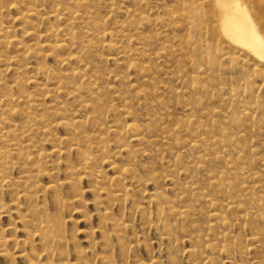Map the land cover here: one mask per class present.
Masks as SVG:
<instances>
[{"label": "rangeland", "instance_id": "rangeland-1", "mask_svg": "<svg viewBox=\"0 0 264 264\" xmlns=\"http://www.w3.org/2000/svg\"><path fill=\"white\" fill-rule=\"evenodd\" d=\"M16 1L20 0H0V12H4L0 13V16L2 15L0 21L4 26H7L8 30L11 29L9 31L11 36H14L19 41V38H22V36L26 39H21L22 45L24 41H28L31 45L36 41V39H34L35 36H30L25 32L28 30L27 27H29V22H34V24L37 25L36 30H33L34 32L37 31L38 28L39 30L40 28L43 29L38 33L36 32L39 35L44 34L50 25L53 27L57 26L55 28H58L59 31L58 36H56L55 39L53 38L54 43V40L61 42L70 36L65 32V28L63 29L64 25V27L68 25V22H65L63 16V19H60L62 21L51 18L50 21L54 19L52 21L53 23H48L46 15H43L42 12L34 17L20 20L18 14L21 16V9L25 11L27 6L25 2L21 0L22 2L17 7L8 8L10 4ZM241 1L251 10L253 7L260 5L262 8L261 11L264 13V0H262V2L261 0H255V2L254 0ZM91 2L92 7L94 3V7L96 8H91L92 12L94 9L91 19L103 24L104 29L106 28L107 31H113L115 33L113 41H115L114 43L116 45V48L111 51L102 47L103 43L109 39L108 37L101 38L105 33L103 29L100 30V32L103 31V33L98 37L89 40L91 42V47L84 52H80L83 59H85L86 62L89 61L88 68L90 69V74L93 72V74L99 75V80L97 79L98 81L96 84L98 89L94 93V100L96 102L92 103L96 112L91 107V104H89L90 106L88 105V107H83L81 104L82 101L89 99L86 91L81 93L80 98L77 99V93H61V95L50 87L49 94L46 93L43 96V98H45L39 110H32L22 103L17 105V108L15 107L18 112L10 119L11 124L22 126L26 123V120H30L29 116L36 117L37 114L42 112L45 114L48 111L47 115L45 114L48 118L47 126L41 124L40 127H38L39 125L35 127L41 128L42 126L48 129L53 135L48 138H52V140L38 139L39 147L37 146V148L41 149L40 147H42V150H46L47 152L53 149H59L61 154L52 155L53 157L51 156L47 161L45 160L47 166L50 164L48 167L52 173H55V176L52 178L47 175L39 177L38 181H36V185H38L39 188L34 197V204L39 208L46 207L49 214L60 217L63 229L62 237H65V241L67 242V245L64 244V246L69 249L70 261L72 263L77 261L79 258L78 251L82 252L84 250L82 252L84 260L88 263L91 262V264H235V262L236 264H241L240 262H242V264H264V243H262L264 242V89L262 88L264 87V58L233 45L229 39H226L224 36H218L215 28L216 21L215 18H213L214 16H212L211 1L209 0H106L107 4H113V9L108 6L106 7L104 3L99 4L98 0H91ZM37 3L40 5L39 9H46L49 11L57 5V0H37ZM139 3L141 5H139ZM118 5L120 8L115 7ZM134 5H136V7H134ZM175 5L177 6L174 7ZM98 6L99 9H97ZM140 6L142 8H139ZM20 7L22 8L20 9ZM59 7H61V5ZM133 7L135 9H133ZM113 10L115 12L118 10V14L115 12L112 14ZM110 14L112 17L109 16ZM40 15L44 17H40ZM138 18L140 20H138ZM141 19H145V21L141 22ZM42 20L45 23H43ZM57 20L59 22H57ZM11 22H13V24ZM22 23H24V25L27 24V26L25 27ZM38 23L40 24L38 25ZM183 23L185 24L182 25ZM8 25L11 28H9ZM151 29H153V31ZM155 29H157V32ZM70 30L71 34H73L72 30H74L75 35L79 33L80 35L78 34V36L82 37L83 31L85 33L88 29L83 26L79 27V25H75L70 27ZM143 33L146 34L144 35ZM145 36L148 38H145ZM172 36L173 38H171ZM126 39L129 40L127 41ZM136 40L138 41L134 42ZM151 40L155 41L152 43ZM28 42H25L23 46H26V44L29 45ZM53 42L52 44H54ZM185 45L187 46L185 47ZM9 46L7 50L10 52L9 54L11 56L17 55L16 53L21 51L18 53L20 55V60L15 61L14 64L16 65L17 63L18 65L24 66L17 72L14 69L18 67V65H13L12 67H14V69L8 71L6 73L7 75H5V81L8 82V87L13 93L17 94L18 91L23 88L14 83L16 79L26 81L25 87L23 88L24 90H28V92L32 91L33 94L40 93L38 87H40V84H43L44 81L42 74H37L38 71H36V69L38 67L47 69L58 68L61 69V73L65 70L64 73L69 71V69L67 70V66L60 67V57L58 55L54 56L49 54L47 51L48 49H45L47 47H43V49L48 53H44V56L41 57L43 60H41V58L39 60V58L29 57L24 47V49L20 50L17 49L18 47L14 44ZM124 46L126 48L128 47V50ZM183 46L187 54H185ZM99 47L102 48V52L98 51L100 50ZM124 48L126 50H124ZM91 49L93 52H91ZM181 49L182 51H180ZM124 52L128 53L129 56ZM60 54L62 56L66 55L65 52H59V55ZM151 54L154 55L152 56ZM174 55L175 57L178 55L176 57L177 59L173 57ZM129 57L131 58L128 60ZM24 58L26 59L24 60ZM94 60L97 61L95 62ZM155 60H157V62ZM43 61L46 63L44 64ZM129 61H131L130 64L127 63ZM139 61L141 62L139 63ZM20 62L21 64H19ZM37 62H39V64ZM86 62H75L70 66L76 67ZM97 62L98 64H96ZM127 64L128 66H126ZM242 66L245 67L243 68ZM219 73L220 75H218ZM34 76L38 77L37 83L33 81ZM29 77L32 78L29 79ZM27 79H29V81H27ZM204 80L207 81L205 82ZM76 82L77 84L79 83L78 81ZM200 83H204V85ZM189 86H192V89ZM213 87L215 90H213ZM45 90L48 91V88ZM69 91H72V89ZM201 91L203 92L201 93ZM53 92H55V94ZM149 93H151V95ZM203 93L204 96L202 95ZM222 93L225 95L221 96ZM134 96L136 98H134ZM97 98L100 103H98ZM220 98H222V101H220ZM230 98L231 101L233 99L231 103L229 102ZM45 107H47V110H45ZM97 107H99V109ZM217 107L218 109L216 110ZM58 108L63 112L65 109H68L69 111L67 110L65 114L70 116L71 113L70 117L67 116L69 119H79L85 125L83 126V124H81V126L76 128L75 132L70 133L65 127L56 122L59 118L57 115ZM62 108L65 109L63 110ZM62 111L60 113H63ZM97 112L100 113V115ZM80 116L81 118H79ZM99 121L101 124L97 123ZM104 122L105 124H103ZM134 122L139 125L140 132L142 133L141 137L144 138L146 145L145 142H138L132 137L131 132L124 138H120L117 134L118 130ZM228 123H230L231 126H229ZM225 124H227V127ZM100 125H102L100 129L103 131L102 133H99L100 130L98 128H100ZM223 128L224 130H222ZM228 128H232L233 130ZM208 131L211 132L209 133ZM206 133H208V135H206ZM230 133L235 134L230 135ZM158 134H163V138L162 135L159 136ZM209 134L211 136L213 135L212 138L214 139H212ZM238 134L240 135L237 136ZM234 135L235 137H233ZM160 137L161 140L163 139L162 141H160ZM122 139L123 141H121ZM200 139H202V146ZM147 141L150 142V144ZM195 141L198 142L195 143ZM23 145H25V143ZM125 145H128V147ZM250 147H252V150ZM37 148L36 150H38ZM34 149L35 148H32L33 151H35ZM129 149L132 153L129 152ZM26 151L27 150L24 149V152ZM119 151H121L122 154L117 156L116 153ZM34 154L30 156L31 160H25V162L28 163H26V168H33L32 164H35V162H32V160L36 158ZM235 155L236 157H234ZM247 156H249V158ZM193 157L196 158L194 159ZM87 158H91L90 168H86L84 165V161ZM8 159L15 161L17 157L14 155L13 157H8ZM253 160L254 162H252ZM22 162H24L23 159ZM112 163L114 164L110 165ZM38 164H40V162H38ZM210 164L212 168L209 167ZM27 165H29V167H27ZM246 165L248 167L250 166L252 169H249ZM226 166L231 167L232 172L239 170L240 167L246 168V170H254V172L260 171L261 176H263L261 179L262 181H260V179H253L245 182L246 184L249 182V184L252 185L250 187L254 188L255 195L250 196L257 199L260 197L258 199V204L261 205L262 208L258 205V212L256 209H251V197L248 195V197H245L243 192L240 191L241 184H239V186L238 183L243 181L241 177H235L233 175L235 177V180L233 179L234 177L231 179L233 184L231 186L228 185V187L225 186L223 191H221L222 188L218 189L209 186V180H211L212 176H220V172L222 173ZM53 167H55V170H53ZM82 167H84V169H81ZM120 168L131 169V173L129 175L127 174L128 178L123 182L115 180V177L119 175L118 170ZM213 168L215 170H213ZM22 174H25L23 169H15L13 171V176L15 177ZM64 181L66 185L59 187L57 192L62 198V203L59 208H55L51 200L55 192L41 191V188L50 185H58ZM189 183L192 184V188L189 187ZM235 183L236 186L234 185ZM109 186L111 187L109 188ZM123 186L126 189L128 197H126L127 194H125L126 196L117 199L114 193ZM13 188L17 192H21L24 189L23 186L19 185ZM108 191L110 192L108 193ZM183 192H187V194ZM200 192L201 194H199ZM155 193L161 194L162 197L160 196L157 199L150 197V195ZM239 195H242V197ZM16 196L17 193L15 194L11 189L5 190L4 205L0 207V211L11 210L3 213L4 215L0 218V226L5 231V239L8 241L6 245L0 244V264H29L30 262H28L26 256L32 258L31 255L35 251L41 256V264H49L48 256L43 252L45 246L38 233H35L34 236L31 237L32 239L28 241L29 231L33 232L34 229L24 227V221H20L18 218L19 214L25 216L31 215L29 209L30 201L27 200L26 197H22L16 204H13L12 198L16 199ZM234 196L247 198L244 200V204L242 203L243 205L237 208L238 211H236L237 209L234 207L226 206L231 200V197ZM211 199L220 205H210L209 201ZM189 200L190 202H188ZM205 202L206 204H204ZM191 205L192 210L184 213V215H176L175 212H171V207H174L176 213H178L181 210L191 209ZM225 206L227 208H225ZM245 210L247 212L248 210H250V212H256L257 215L255 214L253 216L256 217V221L260 218L258 224L262 227L261 229L256 226V222L254 224L251 220L243 222L238 219L240 215L246 212ZM225 211H227V213ZM106 212L108 215H106ZM168 212L172 213V217L170 216L171 213ZM216 212L228 218L230 224L228 228L222 227L221 224L215 220L213 213ZM228 215H230V217L232 216V218ZM30 219L33 220L29 216L27 224L36 223L34 220L32 222ZM261 222H263V224ZM192 225L195 226L193 227ZM226 230L229 231V233ZM219 231L222 232L220 233ZM223 231L226 232L223 233ZM255 233H257V235L259 234L258 236L263 239V241L260 239V243H255L254 245L256 246L249 242L250 237ZM193 239L196 240L194 241ZM25 240L28 242L23 244ZM15 241L17 243H15ZM195 242L199 243L196 244ZM240 245H247L250 251L243 255L240 250ZM220 246H223V248ZM126 253L128 255H126ZM245 259L248 263H246ZM92 261H94V263ZM52 262L54 264H61L63 260L58 257L53 258Z\"/></svg>", "mask_w": 264, "mask_h": 264}, {"label": "bare ground", "instance_id": "bare-ground-1", "mask_svg": "<svg viewBox=\"0 0 264 264\" xmlns=\"http://www.w3.org/2000/svg\"><path fill=\"white\" fill-rule=\"evenodd\" d=\"M10 1V0H9ZM14 1V0H13ZM27 6V8L25 9V11L23 9H21L22 7H20V9L24 12H20L21 13V16L18 14V16L20 17V20H23V19H26L28 17H34L35 15H39L41 12L43 13V15H46V19H47V22L50 23L52 22L54 19H61L62 16L64 17L65 19V22H68V25L67 27H64L63 26V29L65 28V32H67L68 35H70L68 38H66L65 40H62L61 42L60 41H57V40H54L55 43L53 42V38L55 39L56 36H58V31L59 29L58 28H55L53 26H49L46 31L44 32V34L42 35H39L37 34L40 30H43L40 28H38L37 31H33V30H36L37 28V25L34 24V22H29V27L28 30H26L25 32L28 33V35H33L35 36L34 39H36V41H34V43L31 45L28 41H24L22 42L23 45L25 42H28L29 45L26 44V46H23L21 44V39L23 38H19V40H17L14 36H11L9 33V31L11 30H8L7 26H4L3 23L0 21V207H2L4 204V191L7 190V189H11V191H14L15 194L17 193V196H16V199H13L12 198V201L14 202L13 204H16L17 201L20 200V198L22 197H26L27 200L30 201V213L31 215H20L18 216V218L20 219V221H24V227L28 228V229H34L33 232L29 231L28 235H29V240L30 241L34 236L35 233H38V235L40 236V239L43 241V244L45 246V248L43 249V252L44 254H46L48 256V260H49V264H54L52 262V259L53 258H61L63 260V262L61 264H91L88 263L87 261L84 260V257H83V254L81 251H78V256L79 258L77 259V261L75 262H71L70 261V258H69V249L67 247L64 246V244L67 245V242L65 241V237H62L63 236V229H62V222H61V219L59 216L57 215H51L47 212V208L46 207H42V208H39L36 204H34L35 202V199L34 197L36 196L37 192H38V188L39 186L36 185V181H38L39 177L43 176V175H47L49 176L50 178L54 177L55 176V173H52L49 169V165L48 166L46 165L47 162H45V160L47 161V159L49 157H51L52 155H60L61 154V151L59 149H53L52 151L50 152H47L46 150H42V147H40L41 149H38L37 146H38V142L39 140L38 139H45V140H52V138H48V137H52V133L48 130V129H45V127H42L41 128H38L40 127L41 124L43 125H46L48 124V118H47V113L48 111L43 114L40 113V114H37L36 117H33V116H29V119L30 120H26V123L22 126H18L16 124H11L10 123V119L11 117L14 115V114H17V105L19 104H22L24 103L25 105L24 106H28L30 109L32 110H39L40 106H42L43 104V96L47 93L49 94V88L52 87L55 91H57L59 94L61 93H64V94H70L73 93H77L76 96H77V99L80 98V95L81 93L85 92L88 94V98L87 100H84L81 102L82 106L83 107H88L89 104H91V107L94 109V106L92 105V103L96 102L94 100V93L97 91V87H96V84H97V81L99 80L97 74H93V70L91 71L92 74H90V69L88 68V64H89V61L86 62L85 59H83V57L80 55L81 51L84 52L85 50H88L90 47H91V42L89 40H92L93 38L95 39V37H98L101 33H103V31L105 32L103 34V37L101 38H105V37H108L109 39H107L108 41H105L102 45V47L106 50H114L116 48V45H115V41H113V38L115 36V33L113 31H107V29L103 27V24L95 21V20H92L91 19V15L93 14L94 12V9H93V12L91 10V8H95L94 7V3H93V7H92V2L91 0H57V5L55 7H53L51 10L47 11L46 9H39V4L37 3V0H23ZM96 1V0H95ZM113 1V0H111ZM154 1V0H153ZM188 1V0H187ZM208 1V0H207ZM211 1V8H212V16H214L213 18H215V21H216V32L218 34V36H224L226 37V39H229V41L237 46V47H240L242 48L243 50L245 51H248L256 56H260V57H263L264 58V13L261 11V6L260 5H257L256 7H253V9L251 10L246 4H244L241 0H209ZM244 1V0H243ZM257 1V0H256ZM22 1H16L15 3H12L10 4V6L8 8H15L17 7ZM94 2V1H93ZM110 2V1H109ZM140 2V1H139ZM255 2V0H254ZM262 2V0H261ZM98 3L101 4V3H104L106 4V7L108 6L109 8L111 7V9H113V4L110 5L106 3V0H98ZM116 3V2H115ZM197 4H199L198 2H196ZM206 3V2H205ZM210 3V2H209ZM246 3V1H245ZM252 3V2H251ZM46 4V3H45ZM98 4V5H99ZM180 4V3H179ZM248 4V3H247ZM257 4V3H256ZM23 6V4H21ZM61 5V7H59ZM115 5V4H114ZM133 5V4H132ZM139 5H141L139 3ZM183 5V4H182ZM200 5V4H199ZM42 6V5H41ZM177 5H175L174 7H176ZM180 6V5H178ZM3 7V6H2ZM25 7V6H23ZM115 7H119L118 6H115ZM134 7H136V5H134ZM133 7V9H135ZM144 7V6H143ZM200 7V6H199ZM7 8V9H8ZM43 8V7H42ZM47 8V7H46ZM120 8V7H119ZM127 8V6H126ZM138 8V6H137ZM139 8H142L141 6ZM1 9V8H0ZM19 9V8H18ZM19 9V10H20ZM96 9V8H95ZM97 9H99V6L97 7ZM129 9V8H128ZM178 9V8H177ZM176 9V10H177ZM10 10V9H9ZM18 10V11H19ZM127 10V9H126ZM171 10V9H170ZM175 10V9H174ZM2 11V10H1ZM15 11V10H14ZM118 11V10H117ZM117 11L115 12L113 10V13H117ZM6 12V11H5ZM128 12V11H127ZM134 12V11H133ZM178 12V11H176ZM0 13H4V12H0ZM97 13V12H96ZM135 13V12H134ZM118 14V13H117ZM121 14V13H120ZM180 14V13H179ZM182 14V13H181ZM4 15V14H3ZM43 15H40L43 16ZM103 15V14H102ZM173 15V14H172ZM2 16V15H1ZM0 16V17H1ZM11 16V15H10ZM101 16V15H100ZM106 16V15H105ZM109 16L112 17V15L110 14ZM118 16V15H117ZM17 17V18H19ZM44 17V16H43ZM94 17V16H92ZM138 17V16H136ZM197 17V16H196ZM5 18V17H4ZM14 18V17H13ZM16 18V19H17ZM39 18V17H38ZM51 18H54L52 21ZM100 18V17H99ZM140 18V16H139ZM138 18V20H140ZM211 18V17H210ZM2 19V18H1ZM6 19V18H5ZM63 19V18H62ZM94 19V18H93ZM166 19V18H165ZM40 20V19H39ZM100 20V19H99ZM98 20V21H99ZM110 20V19H109ZM152 20V19H151ZM155 20V19H154ZM184 20V19H183ZM33 21V20H32ZM43 21V20H42ZM42 21H41V24H42ZM62 21V20H60ZM79 21V22H77ZM112 21V20H111ZM118 21V20H117ZM122 21V20H121ZM136 21V19H135ZM144 22V20L141 19V22ZM181 21V20H180ZM17 22V21H16ZM57 22H59L57 20ZM103 22V21H101ZM171 22V21H170ZM13 24V22H11ZM43 23H45L43 21ZM53 23V22H52ZM40 23H38L39 25ZM111 24V23H110ZM119 24V23H118ZM122 24V23H120ZM127 24V23H126ZM169 24V23H168ZM176 24V23H175ZM185 23H183L182 25H184ZM16 25V23H15ZM22 25H24V23H22ZM59 25V24H57ZM75 25H79L80 26H83L84 28H87L88 30L83 31V36L80 37L77 35L74 34V30H72V33H70V27L72 26H75ZM147 25V24H146ZM154 25V24H153ZM11 26V25H10ZM25 27L27 26L24 25ZM23 26V27H24ZM139 26V25H137ZM155 26V25H154ZM180 26V25H179ZM9 27V25H8ZM39 27V26H38ZM59 27V26H58ZM152 27V26H151ZM157 27V26H155ZM166 27V26H165ZM182 27V26H181ZM11 28V27H9ZM43 28V27H42ZM75 28V27H74ZM158 28V27H157ZM189 28V27H188ZM20 29V28H19ZM104 29V30H103ZM127 29V28H126ZM137 29V28H136ZM139 29V27H138ZM149 29V28H148ZM154 29V28H153ZM153 29H151L153 31ZM24 30V29H23ZM81 30V28H80ZM100 30H103L102 32H100ZM143 30V29H142ZM157 29H155L156 31ZM163 30V28H162ZM190 30V28H189ZM79 31V30H78ZM14 32V31H13ZM21 32V31H20ZM37 32V33H36ZM80 32V31H79ZM157 32V31H156ZM24 33V32H23ZM22 33V35H23ZM42 33V32H41ZM127 33V32H126ZM159 33V32H158ZM201 33V32H200ZM82 34V33H81ZM124 34V33H123ZM144 35L146 33H143ZM155 34V33H153ZM206 34V33H205ZM15 35V34H14ZM26 35V34H25ZM80 35V34H79ZM130 35V33H129ZM132 35V34H131ZM134 35V33H133ZM137 35V34H136ZM170 35V34H169ZM216 35V34H215ZM16 36V35H15ZM139 36V35H138ZM157 36V35H155ZM171 36V35H170ZM174 36V35H173ZM173 36L171 38H173ZM26 37V36H25ZM66 37V36H65ZM64 37V38H65ZM131 37V36H130ZM137 37V36H136ZM140 37V36H139ZM147 36H145L146 38ZM164 37V36H163ZM162 37V38H163ZM118 38V37H117ZM148 38V37H147ZM175 38V36H174ZM25 39V38H23ZM155 39V37H154ZM26 40V39H25ZM102 40V39H101ZM118 40V39H117ZM127 40V39H126ZM129 40V39H128ZM127 40V41H128ZM159 40V39H158ZM172 40V39H171ZM220 40V39H218ZM30 41V40H29ZM33 41V40H31ZM99 41V40H98ZM138 40L134 41V42H137ZM152 41V40H151ZM155 40L152 41V43L154 42ZM52 42L54 44H52ZM118 42V41H117ZM125 42V41H123ZM189 42V41H188ZM94 43V42H92ZM121 43V42H120ZM119 43V45H120ZM168 43V41H167ZM16 45L18 48L17 49H24L25 48V51H27L28 53V56L29 57H32V58H40L42 56H44V53H46L47 51L49 52V54H52V55H58L60 57L59 59V65L60 67L62 66H67V70L69 69L68 72L66 73H61V69H47V68H44V67H36V71H38L37 74H42L43 76V81L44 83L43 84H40V87H38V90L40 91V93H37V94H33L32 91L31 92H28V90H24L23 88L25 87V80H22V79H16L14 81L15 84H17L18 86L20 87H23L21 88L18 93H13L11 92L10 88L8 87V82L5 81V75H7L6 73L8 71H11L14 69V67H12L13 65H15V61H19L20 60V55L18 54L19 52L21 51H18V53H16L17 55H14V56H11L7 50L8 46L9 45ZM98 44V43H97ZM102 44V42H101ZM100 44V45H101ZM183 44H187V43H183ZM155 45H158V44H155ZM167 45V44H166ZM191 45V44H190ZM14 46V47H16ZM94 46V45H93ZM118 46V45H117ZM126 46V45H125ZM124 46V47H125ZM159 46V45H158ZM157 46V47H158ZM164 46V45H163ZM187 45H185L186 47ZM189 46V45H188ZM10 47V46H9ZM24 47V48H23ZM43 47H47L45 49H48L47 51H44L45 49H43ZM185 47L183 46V50L185 51V54L186 53V50H185ZM202 47V46H201ZM119 48V47H117ZM126 48V47H125ZM124 50H128V47ZM130 48V47H129ZM167 48V47H165ZM164 48V50H165ZM188 48V47H187ZM199 48V47H198ZM13 49V48H12ZM100 50L98 51H101L102 48L99 47ZM121 49V48H120ZM147 49V48H146ZM16 50V49H15ZM94 50V48H93ZM130 50V49H129ZM192 50V49H191ZM201 50V49H199ZM90 51V50H89ZM88 51V52H89ZM103 51V50H102ZM101 51V52H102ZM118 51V49H117ZM182 51V49L180 50ZM183 51V53H184ZM195 51V50H194ZM16 52V51H15ZM23 52V51H22ZM47 52V53H48ZM59 52H65L66 55L61 56L59 55ZM91 52L92 49H91ZM115 52V51H114ZM131 52V51H130ZM129 52V53H130ZM153 52V50H152ZM169 52V51H168ZM12 53V52H11ZM26 53V54H27ZM125 54H128L126 52H124ZM123 53V54H124ZM147 53V52H146ZM155 54V52H153ZM182 53V52H181ZM15 54V53H14ZM117 54V52H116ZM143 54V53H142ZM153 54V55H154ZM170 54V52H169ZM231 54V53H230ZM48 55V54H47ZM84 55V54H83ZM150 55V54H149ZM152 55V54H151ZM152 55V56H153ZM163 55V54H162ZM26 56V55H25ZM91 56V55H89ZM126 56V55H124ZM129 56V54H128ZM134 56V55H133ZM131 56V57H133ZM142 56V55H141ZM140 56V57H141ZM164 56V55H163ZM178 55H176L177 57ZM185 56V55H184ZM201 56V55H200ZM57 57V58H59ZM88 57V56H87ZM93 57V55H92ZM91 57V59H92ZM100 57V56H99ZM98 57V58H99ZM112 57V56H111ZM120 57V56H119ZM123 57V56H121ZM127 57V56H126ZM129 57L128 60L131 58ZM167 57V56H166ZM165 57V58H166ZM169 57V55H168ZM175 57V55L173 56ZM175 57V58H176ZM23 58V57H21ZM134 58V57H133ZM144 58V57H143ZM150 58V56H149ZM155 58V57H154ZM186 58V57H185ZM190 58V57H189ZM256 58V57H255ZM26 58H24L25 60ZM105 59V58H104ZM115 59V58H114ZM124 59V58H122ZM120 59V60H122ZM158 59V58H157ZM177 59V58H176ZM22 60V59H21ZM33 60V59H32ZM41 60H43L41 58ZM45 60V58H44ZM93 60V59H92ZM116 60V59H115ZM136 60V59H135ZM140 60V58H139ZM144 60V59H143ZM147 60V59H146ZM154 60V59H152ZM180 60V59H179ZM178 60V61H179ZM183 60V58H182ZM188 60V59H186ZM209 60V59H207ZM46 61V60H45ZM82 61H85L86 63L85 64H80V65H77L76 67H72L70 66L72 63H80ZM95 62L97 60H94ZM102 61V60H100ZM157 62V60H155ZM177 61V62H178ZM191 61V59H190ZM24 62V61H23ZM42 62V61H40ZM44 62V61H43ZM131 61L127 62L130 64ZM141 61H139L140 63ZM146 62V61H145ZM181 62V61H180ZM39 64V62H37ZM46 62H44L45 64ZM92 63V62H91ZM182 63V62H181ZM207 63V62H206ZM209 63V62H208ZM21 64V62L19 63ZM25 64V63H24ZM27 64V63H26ZM35 64V63H34ZM95 64V63H94ZM98 64V62L96 63ZM95 64V65H96ZM102 64V63H101ZM189 64V63H188ZM187 64V65H188ZM18 64L16 63L15 66H17ZM37 65V64H36ZM132 65V64H131ZM152 65H153V62H152ZM216 65V63H215ZM251 65V64H250ZM27 66V65H26ZM42 66H43V63H42ZM46 66V65H45ZM70 66V67H69ZM75 66V64H74ZM92 66V65H91ZM128 66V64L126 65ZM134 66V65H133ZM203 66H206V65H203ZM212 66V65H211ZM24 66H21V65H18V67H16L14 70H16L18 72V70L20 68H22ZM142 67V66H141ZM207 67V66H206ZM243 68L245 66H242ZM26 68V67H25ZM31 68V67H30ZM49 68V67H48ZM149 69V68H147ZM155 69V68H154ZM209 69V68H208ZM141 70V69H140ZM207 70V69H206ZM24 71V69H23ZM31 71V70H30ZM28 72V71H27ZM12 73V72H11ZM16 73V72H15ZM21 73V71H20ZM134 73V72H133ZM192 73V72H191ZM190 73V74H191ZM10 74V72H9ZM18 74V73H17ZM27 74V73H25ZM198 74V73H197ZM15 75V74H14ZM19 75V74H18ZM17 75V76H18ZM28 75V74H27ZM188 75V74H186ZM192 75V74H191ZM210 75V74H209ZM220 75V73L218 74ZM226 75V74H225ZM229 75V74H228ZM16 76V75H15ZM39 76V75H38ZM136 76V75H135ZM141 76V75H140ZM239 76V75H238ZM209 77V76H208ZM25 78V76H24ZM32 78V77H29V79ZM207 78V77H206ZM219 78V77H218ZM228 78V77H227ZM29 79H27V81H29ZM38 79L37 76H34L33 77V81L36 82ZM41 79V78H40ZM98 79V80H97ZM192 79V78H191ZM238 79V78H237ZM264 79V78H263ZM219 80V79H218ZM78 81L79 83L77 84ZM103 81V80H102ZM143 81V80H142ZM145 81V79H144ZM192 81V80H191ZM190 81V82H191ZM205 81V80H204ZM207 81V80H206ZM205 81V82H206ZM220 81V80H219ZM28 83V82H27ZM37 83V82H36ZM144 83V82H143ZM192 83V82H191ZM231 83V81H230ZM246 83V82H245ZM146 84V83H144ZM193 84V83H192ZM202 84V83H200ZM199 84V85H200ZM209 84V82H208ZM232 84V83H231ZM11 85V84H10ZM135 85V84H134ZM204 85V83L202 84ZM12 86V85H11ZM28 86V85H27ZM193 86V85H192ZM192 86H189L191 87L192 89ZM263 86V85H262ZM14 87V85H13ZM100 87V86H99ZM17 88V87H16ZM48 88V91H46L45 89ZM131 88V87H130ZM214 88V87H213ZM212 88V89H213ZM264 89V87H262ZM33 89V88H31ZM51 89V88H50ZM70 89H72V91H69ZM133 89V88H132ZM165 89V87H164ZM260 89V88H259ZM102 90V89H101ZM101 90H98V91H101ZM202 90V89H201ZM215 90V88L213 89ZM37 91V90H36ZM53 91V90H51ZM209 91V90H208ZM242 91V90H241ZM203 91H201L202 93ZM215 92V91H214ZM55 94V92H53ZM196 93V92H195ZM205 93V92H204ZM204 93L202 94L204 96ZM212 93V92H211ZM52 94V93H51ZM151 95V93H149ZM62 95V94H61ZM225 94L222 93L221 96H224ZM231 95V94H229ZM97 96V95H96ZM144 96V95H143ZM248 96V95H247ZM60 97V96H59ZM63 97V96H62ZM99 97V96H98ZM230 97V96H228ZM64 98V97H63ZM134 98H136L134 96ZM210 98V97H208ZM212 98V97H211ZM223 98V97H222ZM220 98V101H222ZM232 98V96H231ZM231 98H230V103L233 101H231ZM54 99V98H53ZM122 99V98H120ZM127 99V98H126ZM203 99V98H202ZM81 100V99H80ZM79 100V101H80ZM94 100V101H93ZM98 100V103H100L99 99L97 98ZM204 100V99H203ZM213 100V99H211ZM224 100V99H223ZM61 101V100H60ZM160 102V101H159ZM212 102V101H211ZM55 103V102H54ZM106 103V102H105ZM56 104V103H55ZM59 104V103H57ZM189 104V103H188ZM196 104V103H195ZM48 105V104H47ZM61 105V104H60ZM104 105V104H103ZM192 105V104H191ZM212 105V104H211ZM232 105V104H231ZM246 105V104H245ZM249 105V104H248ZM59 106V105H58ZM57 106V107H58ZM63 106V105H62ZM90 106V105H89ZM160 106V105H159ZM218 106V105H217ZM238 106V104H237ZM16 107V108H15ZM55 107V106H54ZM53 107V108H54ZM61 107V106H60ZM101 107V106H100ZM214 107V106H213ZM212 107V108H213ZM242 107V106H241ZM47 110V107H45ZM66 108V107H65ZM64 108V109H65ZM99 109V107H97ZM96 108V109H97ZM102 108V107H101ZM240 108V106H239ZM42 109V108H41ZM63 109V108H62ZM63 109V110H64ZM89 109V108H88ZM218 109V107L216 108V110ZM247 109V108H246ZM257 109V108H256ZM52 110V109H51ZM49 110V111H51ZM67 110L68 109H65L63 113H60V108H58V112H57V115L59 116V118L56 120L57 124L65 127L70 133L72 132H75L76 128L78 126H81V124H83L81 122V120L79 119H76V120H73V119H69L68 117L71 116V113H70V116L68 114H65L67 113ZM95 110V109H94ZM101 110V109H100ZM127 110V109H126ZM129 110V109H128ZM192 110V109H191ZM195 110V108H194ZM214 110V109H213ZM214 110V111H216ZM243 110V109H242ZM42 111V110H40ZM69 111V110H68ZM103 111V110H101ZM109 111V110H108ZM185 111V110H184ZM193 111V110H192ZM210 111V110H209ZM213 111V112H214ZM96 112V110H95ZM100 112V111H99ZM104 112V111H103ZM168 112V111H167ZM188 112V111H187ZM98 113V112H97ZM101 113V112H100ZM100 113H98L100 115ZM255 113V112H254ZM19 114V113H18ZM105 114V113H104ZM125 114V112H124ZM168 114V113H167ZM215 114V113H214ZM240 114V113H239ZM252 114V113H251ZM20 115V114H19ZM52 115V114H51ZM66 115V116H65ZM126 115V114H125ZM68 116V117H67ZM111 116V115H110ZM18 117V116H17ZM50 117V116H49ZM96 117V116H95ZM100 117V116H98ZM81 118V116L79 117ZM207 118V117H206ZM224 118V117H223ZM253 118V116H252ZM88 119V118H87ZM96 119V118H95ZM96 120H99V119H96ZM104 120V119H102ZM101 120V121H102ZM52 121V120H51ZM91 121V119H90ZM120 121V120H119ZM129 121V120H128ZM127 121V122H128ZM190 121V120H189ZM253 121V120H252ZM118 122V120H117ZM126 122V123H127ZM50 123V122H49ZM86 123V122H85ZM97 123H100L101 122H97ZM186 123V122H185ZM105 124V122L103 123ZM116 124V123H114ZM188 124V122H187ZM36 125H39L38 127H35ZM85 124H83L84 126ZM108 125V124H107ZM185 125V124H184ZM226 127H227V124H225ZM229 126L230 123H228ZM47 126V125H46ZM55 126V125H54ZM101 126L100 125V128H98L99 130L101 129ZM224 126V124H223ZM262 126V125H261ZM160 127V126H159ZM162 127V126H161ZM170 127V126H169ZM207 127V126H206ZM224 127V128H226ZM157 128V126H156ZM184 128V127H183ZM212 128V127H210ZM224 128L222 130H224ZM96 129V130H98ZM162 129V128H161ZM160 129V130H161ZM207 129V128H206ZM228 129H232V128H228ZM248 129V128H247ZM98 130V131H99ZM107 130V129H106ZM118 130V129H117ZM174 130V129H173ZM211 130V129H210ZM233 130V129H232ZM236 130V129H235ZM253 130V129H252ZM251 130V131H252ZM115 131V130H114ZM170 131V130H169ZM211 131H214V130H211ZM210 131V132H211ZM221 131V130H220ZM103 131H99V133H102ZM132 133V137H134L138 142H145L144 138L141 137V132H140V127L137 123H131V124H128L127 126H125V128H122L120 130L117 131V134L119 135L120 138H124V137H127V135H129V133ZM193 132V131H192ZM209 132V131H208ZM209 132V133H210ZM231 132V131H230ZM236 132V131H235ZM108 133V132H107ZM114 133V132H113ZM164 133V132H163ZM173 133V132H172ZM171 133V134H172ZM238 133V132H236ZM247 133V132H246ZM89 134V133H88ZM104 134V133H103ZM168 134V133H167ZM216 134V133H215ZM232 134H235V133H230V135ZM85 135V134H84ZM111 135H115V134H111ZM148 135V134H147ZM159 135V134H158ZM162 135V138H163V134ZM159 135V136H161ZM204 135V134H203ZM206 135H208V133H206ZM210 135V134H209ZM229 135V134H228ZM240 134H238L237 136H239ZM213 136V135H212ZM212 136L210 135V137L212 138ZM148 137V136H147ZM158 137V136H156ZM215 137V136H214ZM217 137V136H216ZM235 137V135L233 136ZM231 137V138H233ZM64 138V137H63ZM154 138V137H152ZM195 138V137H194ZM201 138V137H200ZM210 138V139H211ZM239 138V137H238ZM237 138V139H238ZM264 138V137H263ZM56 139V138H55ZM132 139V138H131ZM158 139V138H157ZM170 139V137H169ZM214 139V138H212ZM73 140V139H72ZM71 140V141H72ZM135 140V141H136ZM152 140V139H151ZM163 140V139H162ZM161 140V137H160V141ZM201 140L200 139V143H201ZM231 140V139H230ZM64 141V140H63ZM123 141V139L121 140ZM131 141V140H130ZM148 142V141H147ZM198 142V141H195V143ZM226 142V141H225ZM250 142V141H249ZM25 143V145H23ZM90 143V142H89ZM130 143V142H129ZM150 144V142H148ZM148 143H147V147H148ZM154 143V142H152ZM191 143V142H190ZM236 143H239V142H236ZM37 144V145H36ZM127 144V143H126ZM215 144V143H213ZM245 144V143H244ZM243 144V145H244ZM253 144V143H252ZM109 145V143H108ZM135 145V144H134ZM145 145H146V142H145ZM152 145V144H151ZM189 145V144H188ZM191 145V144H190ZM198 145V144H197ZM200 145V144H199ZM217 145V144H216ZM247 145V144H245ZM257 145V144H256ZM128 147V145H125ZM201 146H202V143H201ZM253 146V145H252ZM39 147V146H38ZM135 147V146H134ZM145 147V146H144ZM208 147V146H207ZM223 147V146H221ZM32 148H35L33 151ZM36 148L38 150H36ZM124 148V147H123ZM251 150H252V147H250ZM24 149L27 150L26 152H24ZM76 149V148H75ZM135 149V148H134ZM137 149V148H136ZM188 149V148H187ZM214 149V148H213ZM205 150V148H204ZM203 150V152H204ZM209 150V148H208ZM211 150V149H210ZM63 151V150H62ZM122 151V150H121ZM119 151L118 153H116L117 156L121 155L122 152ZM144 151V150H143ZM191 151V150H189ZM193 151V150H192ZM202 151V150H201ZM231 151V150H230ZM233 151V150H232ZM239 151V150H238ZM246 151V150H245ZM250 151V150H249ZM129 152H131V150L129 149ZM208 152V151H207ZM36 153V154H34ZM132 153V152H131ZM201 153V152H200ZM222 153V152H221ZM240 153V152H239ZM238 153V154H239ZM249 153V152H248ZM36 155V158L32 160V162H35V165L34 163L32 164V167L33 168H30L29 165H27V167L29 168H26V163L25 160H29L30 159V156L31 155ZM135 154V153H134ZM229 154V153H228ZM232 154V153H231ZM235 154V152H234ZM15 155V157H17V160H10L8 159V157H13ZM125 155V154H124ZM192 155V154H191ZM196 155V154H195ZM212 155V154H211ZM248 155V154H247ZM52 156V157H53ZM250 156V155H249ZM249 156H247L249 158ZM253 156V155H252ZM88 157V156H87ZM95 157V156H94ZM197 157V156H196ZM195 157V158H196ZM200 157V156H199ZM236 157V155L234 156ZM194 158V157H193ZM194 158V159H195ZM15 159V158H14ZM22 159L24 160V162H22ZM206 159V158H205ZM216 159V158H215ZM224 159V158H222ZM254 159V157H253ZM31 160V159H30ZM50 160V159H49ZM37 161V163H36ZM51 161V160H50ZM55 161V160H54ZM53 161V162H54ZM133 161V160H132ZM29 162V161H28ZM38 162H40V164H38ZM134 162V161H133ZM198 162V161H197ZM201 162V161H199ZM205 162V161H204ZM222 162V161H221ZM254 162V160L252 161ZM90 163H91V158H87L85 161H84V165L86 168H90ZM207 163V162H206ZM226 163V162H224ZM243 163V162H242ZM256 163V162H255ZM28 164V163H27ZM83 164V163H82ZM114 163L110 164V165H113ZM241 164V163H240ZM239 164V165H240ZM248 164V162H247ZM55 165V164H54ZM58 165V164H57ZM228 165V164H227ZM238 165V164H237ZM109 166V165H108ZM247 166V165H246ZM118 167V166H117ZM204 167V166H203ZM211 164H210V166ZM240 167V166H239ZM248 167V166H247ZM208 168V167H207ZM221 168V167H220ZM249 169L251 168L250 166L248 167ZM260 168V167H259ZM15 169H23V172L25 173L24 175H20V176H13V171ZM25 169V170H24ZM81 169H84V167H82ZM93 169V168H92ZM205 169V168H204ZM210 169V168H209ZM208 169V170H209ZM219 169V168H218ZM222 169V168H221ZM231 167L229 166H226L225 169L222 171V173L220 172V176H212L211 180H209V186L210 187H216L218 189L222 188L221 191L224 190L225 186L228 187L231 186L233 184V181L231 180L234 176L235 177H241V179H243V181L239 182V184H241V190L243 192V195L245 197H248L250 195H255V191H254V188L253 187H250L252 185L249 184V182L246 184L245 182L247 180H253V179H260V181H262V177L261 176V173L260 171H256L254 172L247 169L246 168H239V170L237 171H234L232 172L231 171ZM252 169V168H251ZM53 170H55V167H53ZM89 170V169H88ZM94 170V169H93ZM213 170H215L213 168ZM263 170V169H262ZM201 171V169H200ZM218 171V170H217ZM221 171V170H220ZM34 172V173H33ZM33 173V174H32ZM96 173V172H95ZM131 173V169L130 168H120L118 170V176L115 177V180L118 181V182H123L125 179H127V174L129 175ZM89 174V172H88ZM213 174V172H212ZM83 175V174H82ZM134 175V174H133ZM180 175V174H179ZM189 175V174H188ZM234 175V176H233ZM209 177V176H208ZM235 177L233 178L235 180ZM173 178V176H172ZM101 179V178H99ZM98 179V180H99ZM107 179V178H105ZM175 179V177H174ZM191 179V178H190ZM103 180V179H102ZM136 180V179H135ZM170 180V179H169ZM97 181V179H96ZM255 181V180H254ZM55 182V181H54ZM102 182V181H101ZM171 182V181H170ZM244 182V183H243ZM38 183V182H37ZM58 183V182H57ZM76 183V182H75ZM97 183V182H96ZM101 184V183H100ZM120 184V183H119ZM123 184V183H122ZM207 184V183H206ZM252 184V183H251ZM23 186L24 189L21 191V192H17L13 187L15 186ZM59 185V186H58ZM58 185H50V186H45L43 188H41V191H54L55 193L53 194V196L51 197V200H52V204L55 208H59L61 203H62V198L60 197V195L57 194L58 192V188L59 187H63L66 185V182H61L60 184ZM77 185V184H76ZM236 186V183L234 184ZM260 185V184H259ZM101 186V185H100ZM112 186V185H111ZM109 186V188L111 187ZM184 186V185H183ZM187 186V185H186ZM208 186V187H209ZM240 186V185H239ZM189 187L192 188V184L189 183ZM188 187V188H189ZM238 187V186H237ZM72 188V187H71ZM130 188V187H129ZM172 188V187H171ZM189 188V189H190ZM235 188V187H234ZM73 189V188H72ZM76 189V188H75ZM74 189V190H75ZM104 189V188H103ZM159 189V188H158ZM180 189V188H179ZM200 189V188H199ZM77 190V189H76ZM114 190V189H113ZM186 190V189H185ZM193 190V189H192ZM213 190V189H212ZM217 190V189H216ZM160 191V190H159ZM184 191V190H183ZM188 191V190H186ZM226 191V190H225ZM76 192V191H75ZM110 191H108L109 193ZM179 192V191H178ZM114 193V192H113ZM112 193V195H113ZM184 194H187V192H183ZM212 193V192H211ZM225 193V192H224ZM223 193V194H224ZM239 193V192H238ZM258 193V192H257ZM125 194H127L126 192V189L125 187L123 186L122 188L118 189L115 191L114 193V196H116L117 199H121L122 197L126 196ZM166 194V192H165ZM181 194V193H180ZM201 194V192L199 193ZM207 194V193H206ZM213 194V193H212ZM190 195V194H189ZM220 195V194H219ZM248 195V196H247ZM264 195V194H263ZM78 196V195H77ZM161 196V194H158V193H155V194H152L150 195V197H153L154 199H157ZM209 196V195H208ZM212 196V195H211ZM240 196V195H239ZM239 196H234V197H231V200L226 204L227 207H234V208H238L240 205H243L244 203V200L247 199V198H240L242 197V195L239 197ZM14 197V196H13ZM128 197V194L127 196ZM162 197V196H161ZM200 197V196H199ZM197 197V198H199ZM216 197V196H215ZM228 197V196H227ZM251 197V196H250ZM109 198V197H108ZM113 198V196H112ZM207 198V197H206ZM214 198V197H213ZM260 198V197H259ZM258 198V199H259ZM111 199V198H110ZM115 199V198H114ZM125 199V198H124ZM152 199V198H151ZM153 199V200H154ZM190 199V198H189ZM215 199V198H214ZM230 199V197H229ZM228 199V200H229ZM249 199V198H248ZM258 199L255 198V197H251V202H252V207L251 209H256L257 212L259 210V207H258ZM113 200V199H112ZM116 200V199H115ZM126 200V199H125ZM201 200V198H200ZM209 200V198H208ZM227 200V201H228ZM163 202V201H162ZM165 202V201H164ZM190 202V200L188 201ZM210 205L212 206H218L220 204H217L216 201L214 200H210ZM220 202V201H219ZM50 203V202H49ZM180 203V202H179ZM223 203V202H222ZM243 203V204H242ZM191 204V203H190ZM206 204V202L204 203ZM173 205V204H172ZM197 205V204H196ZM249 205V204H248ZM200 206V205H199ZM198 206V207H199ZM225 206V208H227ZM260 208L261 205H259ZM247 207V206H246ZM166 208V207H165ZM164 208V209H165ZM195 208V207H194ZM220 208V207H219ZM243 208V207H242ZM229 209V208H228ZM250 209V210H251ZM1 210V209H0ZM161 210V209H160ZM191 211L192 210V205H191V209H185L184 211L181 210L180 212L176 213V210L174 209V207H171V212H175L176 215H181L184 213H187L188 211ZM196 210V209H195ZM200 210V209H199ZM208 210V209H207ZM213 210V209H212ZM219 210V209H218ZM224 210H227V209H224ZM240 210V209H239ZM243 210V209H242ZM250 210H248V212L246 211L244 214L240 215L238 217L239 220L241 221H246V220H251L252 223L255 224L256 222V226L257 227H260V224H258L260 218L258 219V221H256V217L253 216L256 214V212H250ZM11 210H5V211H0V218L2 215H4L3 213L5 212H9ZM158 211V210H157ZM198 211V210H197ZM196 211V212H197ZM228 211V210H227ZM227 211H225L227 213ZM238 211V209L236 210ZM171 212H168V213H171ZM199 212V211H198ZM224 212V211H223ZM244 212V211H243ZM57 213V212H56ZM240 213V212H239ZM130 214V213H129ZM164 214V213H163ZM200 214V212H199ZM207 214V213H206ZM209 214V213H208ZM223 214V213H222ZM106 215H108V213L106 212ZM172 215V213L170 214V216ZM257 215V214H256ZM31 217L34 222H36L35 224H27V219L28 217ZM104 216V215H103ZM193 216V215H191ZM199 216V215H198ZM204 216H205V213H204ZM230 217V215H228ZM234 216V215H233ZM164 217V216H163ZM172 217V216H171ZM207 217V215H206ZM213 217L215 218V220H217L222 227L224 228H228L230 226L229 224V220L227 217L219 214V213H213ZM105 218V217H104ZM189 218V217H188ZM232 218V216L230 217ZM31 220V219H30ZM33 220H31L33 222ZM183 220V219H182ZM234 221V220H233ZM236 221V220H235ZM210 222V221H209ZM169 223V222H168ZM236 223V222H235ZM250 223V222H249ZM251 223V224H252ZM263 224V222H261ZM170 224V223H169ZM216 224V223H215ZM219 224V225H220ZM233 224V223H232ZM261 224V225H262ZM1 225V224H0ZM16 225V224H15ZM213 225V224H212ZM217 225V224H216ZM264 225V224H263ZM117 226V225H116ZM193 226V225H192ZM195 226V225H194ZM193 226V227H194ZM237 226V225H236ZM243 226V225H242ZM200 227V226H198ZM202 227V226H201ZM168 228V227H167ZM171 228V227H170ZM197 228V227H196ZM223 228V229H224ZM245 228V227H243ZM262 227H260L261 229ZM5 229V228H4ZM199 229V228H198ZM219 229V228H218ZM234 229V228H233ZM255 229V228H254ZM259 229V228H258ZM12 230V228H11ZM205 230V228H204ZM7 231V230H6ZM194 231V230H193ZM199 231V230H198ZM203 231V230H202ZM206 231V230H205ZM227 231V230H226ZM225 231V232H226ZM220 233L222 231H219ZM223 231V233H225ZM229 233V231H227ZM256 232V231H255ZM262 232V231H261ZM7 233V232H6ZM194 233V232H193ZM216 233V232H215ZM259 235V234H258ZM257 235V233L253 234L250 239H249V242L250 244L254 245L255 243H260V241L263 239H261L259 236ZM5 231L3 230V228L0 226V244L1 245H6L7 244V240L5 239ZM203 236V235H202ZM264 236V235H263ZM229 237V236H227ZM28 238V237H27ZM211 238V236H210ZM263 238V237H262ZM203 239V238H202ZM216 239V238H215ZM214 239V240H215ZM261 239V240H260ZM19 240V239H18ZM194 240V239H193ZM196 240V239H195ZM194 240V241H195ZM205 240V238H204ZM213 240V239H212ZM232 240V238H231ZM12 241V240H10ZM27 240L23 241V244H26L28 242ZM198 241V240H197ZM201 241V240H200ZM206 241V240H205ZM207 242V241H206ZM205 242V243H206ZM221 242V241H219ZM15 243H17L15 241ZM22 243V241H21ZM196 243V242H195ZM199 243V242H198ZM196 243V244H198ZM211 243V242H210ZM213 243V242H212ZM235 243V242H234ZM233 243V244H234ZM264 243V242H262ZM195 244V246H196ZM241 244V242H240ZM219 245V244H218ZM251 245V246H252ZM263 245V244H262ZM198 246V245H197ZM241 246V245H240ZM256 246V245H254ZM194 247V246H193ZM223 248V246H220ZM233 247V245H232ZM230 247V248H232ZM253 247V246H252ZM251 247V249H252ZM262 247V246H261ZM91 248V247H90ZM200 248V247H199ZM192 249V247H191ZM197 249V248H196ZM260 249V248H259ZM77 250V249H76ZM200 250V249H199ZM204 250V249H203ZM232 250V249H231ZM240 250H241V253L244 255L245 253H248L250 251V248L247 246V245H242L240 247ZM253 250V249H252ZM121 251V250H120ZM220 251V250H219ZM233 251V250H232ZM234 251H235V248H234ZM237 251V250H236ZM74 252V251H73ZM122 252V251H121ZM211 252V251H210ZM238 252V251H237ZM258 252V251H257ZM188 253V252H187ZM200 253V252H199ZM202 253V252H201ZM232 253V252H230ZM259 253V252H258ZM20 254V253H19ZM122 254V253H121ZM212 254V253H211ZM234 254V252H233ZM263 254V253H262ZM261 254V255H262ZM6 255V254H5ZM24 255V254H23ZM77 255V254H76ZM126 255H128L126 253ZM209 255V253H208ZM248 255V254H247ZM26 256V255H25ZM32 258L26 256L28 258V262L32 263V264H41V256L38 255V253L35 251L32 255ZM44 256V255H43ZM72 256V254H71ZM211 256V255H210ZM24 257V256H23ZM229 258V257H228ZM256 258V257H255ZM43 259V258H42ZM76 259V258H75ZM199 259V258H198ZM233 259V258H232ZM243 259V258H242ZM248 259V258H247ZM262 259V258H261ZM46 260V259H44ZM56 260V259H55ZM74 261V260H73ZM95 261V260H94ZM94 261H92L94 263ZM246 261V259H245ZM262 261V260H261ZM209 262V261H208ZM228 262V261H227ZM29 263V264H30ZM47 263V262H46ZM242 264V262H240ZM246 263H248L246 261ZM48 264V263H47ZM116 264V263H115ZM236 264V262H235ZM261 264V263H260ZM263 264V263H262Z\"/></svg>", "mask_w": 264, "mask_h": 264}]
</instances>
